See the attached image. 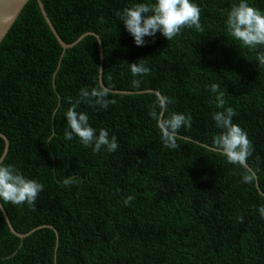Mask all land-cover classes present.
I'll return each instance as SVG.
<instances>
[{
	"label": "trees",
	"instance_id": "16d2710c",
	"mask_svg": "<svg viewBox=\"0 0 264 264\" xmlns=\"http://www.w3.org/2000/svg\"><path fill=\"white\" fill-rule=\"evenodd\" d=\"M42 1L67 44L100 36L103 63L93 35L64 51L37 0L0 43V133L10 143L2 164L44 185L34 209L1 201L15 230L29 235H15L0 208V264H264V46L229 36L238 0H195L202 30L183 28L170 41L157 33L144 46L116 15L138 0ZM250 3L264 10V0ZM142 60L150 72L133 76L130 64ZM102 65L104 84L128 93L108 91L107 109L77 106L97 134L117 137L115 152L94 153L65 139V113L81 88L101 86ZM156 92L171 101L165 116L191 118L176 149L163 145L150 115ZM221 93L251 141L252 184L213 144ZM5 146L0 137V159Z\"/></svg>",
	"mask_w": 264,
	"mask_h": 264
},
{
	"label": "clouds",
	"instance_id": "9594fccd",
	"mask_svg": "<svg viewBox=\"0 0 264 264\" xmlns=\"http://www.w3.org/2000/svg\"><path fill=\"white\" fill-rule=\"evenodd\" d=\"M200 8L195 0H138L129 7L116 13L124 27L134 37L137 46L146 44V37H155L162 34L169 41L180 34L183 28H195L202 30L200 20ZM226 27L229 36L242 46L256 48L264 46V10L254 7L250 0H238L227 14ZM144 60L131 63L130 70L133 76H142L150 72ZM258 62L264 65V54L258 57ZM213 93H220L219 85H212ZM108 90L102 85L95 88H81L79 98L66 113L67 129L65 139L72 140L78 137L86 147L92 148L94 153H100L103 149L115 152L118 148V140L115 135L110 137L107 129L97 130L90 124L89 115L78 111L81 103L95 102L107 109L110 103ZM216 107L222 109L213 114L216 127L220 130L213 138V144L220 154L231 164H238L245 173L242 182L252 184L256 180V174L249 168L247 160L251 156L253 148L245 130L234 123L235 110L225 108L223 94L215 96ZM171 101L167 98H158L152 106L150 115L157 122L161 132V141L166 148L178 147V134L182 128L191 127V118L182 112H172L165 116L167 104ZM55 137L53 132L49 143ZM74 178L64 180V184L72 183ZM44 190V185L36 179H30L20 172L12 164H0V201L14 205L27 204L33 209L38 195ZM135 197L132 195L124 199L125 205H130ZM260 216L264 218V205L258 209ZM241 222L243 218L241 217Z\"/></svg>",
	"mask_w": 264,
	"mask_h": 264
},
{
	"label": "water",
	"instance_id": "95a60500",
	"mask_svg": "<svg viewBox=\"0 0 264 264\" xmlns=\"http://www.w3.org/2000/svg\"><path fill=\"white\" fill-rule=\"evenodd\" d=\"M30 0H0V43L3 42V40L6 38V36L8 35V33L10 32V30L12 29V27L14 26V24L16 23L17 19L19 18L20 14L22 13V11L24 10V8L26 7V5L28 4ZM39 3V6L42 10L43 16L45 17L48 25L50 26L52 32L54 33L55 37L57 38L59 45L62 46L64 48V51H66L67 49L73 48L74 45H76L77 43H79L81 40H83V38L86 35H93L95 36L98 41H99V47H100V51H101V62L103 63V56H102V51H103V47H102V41L99 35L95 34V33H89L86 35L81 36L76 42L71 43V44H67L59 35V33L57 32L55 26L53 25L51 19L49 18L47 11L45 9V6L43 4L42 0H37ZM100 85H102L104 88H106L108 91L110 92H114V93H128V92H124V91H114L109 89L103 81V65L101 67V71H100ZM158 93V92H156ZM158 95L160 96V98H163L159 93ZM0 137L5 141L6 146L4 147V154L2 156V158L0 159V164L3 163V161L5 160L7 154H8V147L10 146L9 140L7 138L6 135L1 134L0 133ZM0 208L5 216V219L11 229V231L17 235L18 237H20L21 239L25 238L26 236H28L29 234H21L19 232H17L14 228V226L11 223V220L6 212V210L4 209L1 201H0ZM48 228H52L53 230H56L53 227H48ZM59 240V237H58Z\"/></svg>",
	"mask_w": 264,
	"mask_h": 264
}]
</instances>
